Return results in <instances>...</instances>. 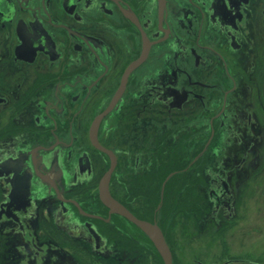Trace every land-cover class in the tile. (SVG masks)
Segmentation results:
<instances>
[{
  "label": "flooded vegetation",
  "instance_id": "obj_1",
  "mask_svg": "<svg viewBox=\"0 0 264 264\" xmlns=\"http://www.w3.org/2000/svg\"><path fill=\"white\" fill-rule=\"evenodd\" d=\"M135 220L264 264V0H0V264H166Z\"/></svg>",
  "mask_w": 264,
  "mask_h": 264
},
{
  "label": "water",
  "instance_id": "obj_2",
  "mask_svg": "<svg viewBox=\"0 0 264 264\" xmlns=\"http://www.w3.org/2000/svg\"><path fill=\"white\" fill-rule=\"evenodd\" d=\"M104 198L105 202L108 205L115 207L118 212L130 216L129 212L124 207L120 206V204L112 200V198H108L107 196ZM135 221L150 235L163 256L165 263L172 264V253L160 228L149 222Z\"/></svg>",
  "mask_w": 264,
  "mask_h": 264
},
{
  "label": "rangeland",
  "instance_id": "obj_3",
  "mask_svg": "<svg viewBox=\"0 0 264 264\" xmlns=\"http://www.w3.org/2000/svg\"><path fill=\"white\" fill-rule=\"evenodd\" d=\"M186 246H187V248H188L187 250H189V244L187 245V243H186ZM202 254H203L204 257H206V255H208V254L205 253V252H203ZM219 254H220V253H219ZM192 255H193V254H190L189 252H187V253L181 255V256H182L181 259H182L183 263H185L186 261H189V258L192 257ZM201 256H202V255H201Z\"/></svg>",
  "mask_w": 264,
  "mask_h": 264
}]
</instances>
